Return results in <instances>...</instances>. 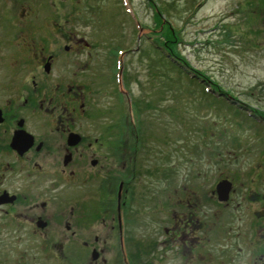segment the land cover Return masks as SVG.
<instances>
[{"label":"rangeland","instance_id":"obj_1","mask_svg":"<svg viewBox=\"0 0 264 264\" xmlns=\"http://www.w3.org/2000/svg\"><path fill=\"white\" fill-rule=\"evenodd\" d=\"M49 1L0 4L25 10V23L42 30L34 19L38 11L41 18L48 14ZM54 1L57 25L90 46L83 53L87 67L82 75L88 82L89 107L99 112L93 109L96 117L89 124L93 130L104 129L110 142L119 128L126 144L122 153L130 157L120 172L130 199L122 210L125 252L126 241L132 239L137 251L142 247L161 258L156 244L168 214L190 210L207 225L208 232L199 234L212 237L205 243L211 256L204 251L195 264H255L250 243L264 233V222L255 217L263 205L249 202L248 195L264 197V122L252 115L264 117L262 0ZM155 14H161L166 26L157 27ZM163 26L174 34L171 43L162 37ZM40 43L43 47L45 42ZM164 45L234 101L215 99L189 81V75L164 58ZM100 76L111 84L103 85ZM114 76L132 102V115L126 119L127 109L112 85ZM221 180L233 186L227 215L210 197ZM141 257L142 264L152 258L150 253ZM167 262L177 260L167 256Z\"/></svg>","mask_w":264,"mask_h":264},{"label":"flooded vegetation","instance_id":"obj_2","mask_svg":"<svg viewBox=\"0 0 264 264\" xmlns=\"http://www.w3.org/2000/svg\"><path fill=\"white\" fill-rule=\"evenodd\" d=\"M49 8L34 19L41 30L25 23V10L0 4V264H126L117 238H126L122 210L130 199L120 172L130 157L119 128L110 142L90 126L96 113L82 75L90 46L57 25L54 0ZM248 198L263 205L255 217L264 222V197ZM228 205L216 206L227 215ZM167 221L156 244L159 264H171L167 256L180 264H195L204 251L211 256L205 243L212 237L200 235L208 228L194 211L172 210ZM256 238L255 264H264V233ZM144 253L153 264V252L137 251L130 239L127 264H142Z\"/></svg>","mask_w":264,"mask_h":264},{"label":"trees","instance_id":"obj_3","mask_svg":"<svg viewBox=\"0 0 264 264\" xmlns=\"http://www.w3.org/2000/svg\"><path fill=\"white\" fill-rule=\"evenodd\" d=\"M155 16H156L155 23H156V25L158 27L160 24H162V21L160 20L161 14H159V15L155 14ZM162 25H164V24H162ZM164 26H166V25H164ZM164 26H163V29H162L163 30L162 37H164V39H166V43H171V40L174 39V34L171 32V30L169 28L168 29H166V28L164 29ZM153 45H154V47H156V44L155 43H153ZM161 51H163L164 53H166L165 55H169L170 57H172L174 60L177 61V62H175L171 58H167L164 55L165 56L164 58L167 60V62L169 64H171L172 66H174L175 68H178L181 71V73L184 74V70H183V67H184V68H187V69L191 70L192 72L196 73L198 76H200L199 73H197L190 66H188V64H186L181 58H179V56H177V54H174V52L171 49L166 48L165 45H164V49H162ZM200 77L203 78L206 83H208V80H209L208 78H206L205 76H200ZM189 81L195 82L194 80H191V79H189ZM195 83H197V82H195ZM214 84H216V83H213V85ZM198 85L200 86V84H198ZM213 85H210V86H212L214 90L216 89L215 91L220 92V89L219 88H216Z\"/></svg>","mask_w":264,"mask_h":264},{"label":"water","instance_id":"obj_4","mask_svg":"<svg viewBox=\"0 0 264 264\" xmlns=\"http://www.w3.org/2000/svg\"><path fill=\"white\" fill-rule=\"evenodd\" d=\"M230 184L226 181H222L216 186V193L218 196V201L225 202L227 200V193L230 191Z\"/></svg>","mask_w":264,"mask_h":264}]
</instances>
